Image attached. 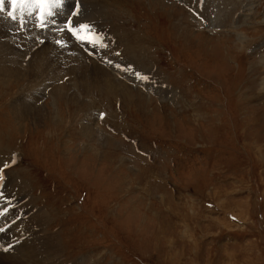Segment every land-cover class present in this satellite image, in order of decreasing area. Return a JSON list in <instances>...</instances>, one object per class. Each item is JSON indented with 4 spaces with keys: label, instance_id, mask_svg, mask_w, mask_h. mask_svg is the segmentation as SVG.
<instances>
[{
    "label": "rangeland",
    "instance_id": "obj_1",
    "mask_svg": "<svg viewBox=\"0 0 264 264\" xmlns=\"http://www.w3.org/2000/svg\"><path fill=\"white\" fill-rule=\"evenodd\" d=\"M22 1L20 17L19 0L0 9V187L27 190L10 195L22 220H0V264H34L13 258L39 248L36 209L60 248L43 264H233L239 248L237 264H264V0H51L81 4L87 26L59 60L28 24L53 8Z\"/></svg>",
    "mask_w": 264,
    "mask_h": 264
},
{
    "label": "bare ground",
    "instance_id": "obj_2",
    "mask_svg": "<svg viewBox=\"0 0 264 264\" xmlns=\"http://www.w3.org/2000/svg\"><path fill=\"white\" fill-rule=\"evenodd\" d=\"M38 1V0H37ZM87 1V3L88 2H92V1H95V0H86ZM23 3V6L21 7V6H17V9L16 10H14L13 11V13L14 12H17L18 14V16L20 17L21 16V14H25L24 12H25V10H24V7L27 5V3L28 2H24V1H22V0H19V2L18 3ZM40 2V1H39ZM18 3H16V4H18ZM31 3V2H30ZM3 4H4V0H2V3L0 4V9L3 11V12H5L6 14H7V9H4L2 6H3ZM32 4V6L36 9V3H31ZM92 4V3H91ZM102 4V3H101ZM11 5H13V3L11 2ZM38 5V4H37ZM46 6H53V10H52V13H49L48 12V10H46L45 9V7H41V13H40V11L39 12H37L36 13V10H35V13H34V15H33V17H31V16H29L30 18V22L28 21V24H31V22L32 23H34V22H36L35 23V26L38 28V30H41V29H43V28H45V30L43 31V33L41 34V35H38V36H35V37H37V39H39L38 37H41V39H39L38 41H36L37 43H40L41 45H43V44H49L51 47H54L55 45H58V48L60 47V49H61V51L59 52V54H56V55H52L51 53L52 52H48L47 54H49V55H51V56H53L54 57V59L55 60H59V59H61V55L63 56V53H61V52H64V56L65 55H67L69 52H70V50L72 49V47H68L69 46V44H67L68 46H65V44L66 43H72L71 41H70V38H68V37H70V35H74L73 33L75 32V33H77V35H79V33H80V30H79V27L80 26H82V22H83V19H82V17H83V15L84 14H82V12H80V13H75V12H72V10L74 9V7H72V5H73V1H71V4L69 5V6H67V8H66V6H64V7H57V8H55L54 7V4L53 5H49V4H45ZM84 6V13H85V15H87L88 14V12L90 11V8L86 5V4H84L83 5ZM14 8V7H13ZM104 8V7H103ZM0 10V11H1ZM12 10V9H11ZM32 10V9H31ZM9 12H11V11H8V13ZM32 12V11H31ZM30 12V13H31ZM104 12H103V9H102V11L100 12V14L102 15ZM4 15V14H3ZM16 15V14H15ZM17 16V17H18ZM18 17V18H19ZM89 17V16H88ZM16 18V17H15ZM17 20V19H16ZM19 20V19H18ZM52 20H55V22L57 21V22H59V23H55V22H53ZM66 20H69V23L67 24L65 21ZM2 21H8V22H10V19H9V16H1L0 15V23L2 22ZM24 21V20H23ZM43 21H45L46 23H48V24H53V25H57L58 26V28H59V30H58V28L57 27H51V28H49L47 25H46V23L45 22H43ZM26 22L27 21H25V22H23V24H26ZM101 23H102V21H100ZM104 22V21H103ZM21 23V22H20ZM106 23V22H105ZM3 25H5L4 23L3 24H0V26H3ZM7 25H10L11 26V23H8ZM22 25V24H21ZM52 25V26H53ZM71 26V28H72V31H69L68 30V26ZM86 25V24H85ZM102 26V25H101ZM100 26V27H101ZM104 26V25H103ZM4 27V26H3ZM8 28V27H7ZM10 28V27H9ZM16 28V27H15ZM18 28V27H17ZM37 30V31H38ZM60 30H62V31H60ZM3 33V32H2ZM56 33H59L60 34V36H58V35H55ZM63 34V35H62ZM111 35V34H110ZM109 35V36H110ZM3 36L4 35H2V38H3ZM68 36V37H67ZM115 42H118V43H120V44H122L123 46H124V48L123 49H125V51L124 52H126L128 55H129V57L130 56H133L132 55V53L128 50V47L130 46L128 43H126V42H124L122 39H121V36L120 37H117L116 38V41ZM16 43V42H15ZM48 45V46H49ZM75 45V44H74ZM10 47V46H9ZM50 47V48H51ZM67 47V48H66ZM51 49H53V48H51ZM67 51V52H66ZM73 52V51H72ZM114 52H116V51H114ZM113 52V53H114ZM71 53V52H70ZM108 53L109 54H111L109 51H108ZM112 53V55H109V56H111V60L114 58V55H115V53L113 54ZM117 53V52H116ZM121 54V53H120ZM11 54L8 52V53H6V55H2L1 54V56L2 57H6V56H10ZM72 55V54H71ZM122 55V54H121ZM75 56H77V55H75ZM13 57V56H12ZM134 58V57H133ZM72 59V58H71ZM6 60V59H5ZM2 61V60H1ZM1 61H0V63H1ZM77 61H79V60H77ZM3 62V61H2ZM9 62V61H8ZM35 62H36V59H35ZM34 62V63H35ZM130 62V61H129ZM141 62V61H140ZM48 62H45L44 64H47ZM90 63V62H89ZM114 63V62H113ZM78 64V65H77ZM81 64H83L82 62H73V61H71V60H67L66 61V64H65V66H66V71L64 70V73H67V74H70L71 75V73L70 72H72V71H74V69L75 68H79L80 66H81ZM3 65V64H2ZM32 65H34V64H31V66ZM92 66V65H91ZM137 66V65H136ZM86 67V66H85ZM85 67H84V69H85ZM125 68V67H124ZM146 68V70H147V72H148V78H145L144 79V82H145V84L146 85H150L151 87H153L154 89V91H156V92H158L160 95H164L165 93H167L168 91H167V89L165 88V84H164V82L162 81V80H160L159 79V77L157 78V76L155 75V72L153 71V69L151 70V68L150 67H145ZM144 68V69H145ZM6 71H9V72H11V73H14V72H16L13 68L12 69H10L9 67H5L4 68ZM38 69V68H37ZM137 73H138V75L140 76V77H143L144 76V73H143V70L144 69H141L139 66H137ZM2 70V69H1ZM0 70V71H1ZM78 70H80V69H78ZM125 70V69H124ZM85 71V70H84ZM103 71V69H95L94 70V77H97L98 78V74L99 73H101ZM126 71H128V70H126ZM126 71H125V73H126ZM83 72V71H82ZM107 72V75L106 76H104V79H106V80H109L110 79V74H109V72L108 71H106ZM124 72V71H123ZM8 73V72H7ZM76 74V73H75ZM5 76H7V75H5ZM142 80V79H141ZM115 83V82H114ZM124 83V82H123ZM106 85L109 87V88H111V86H112V83L111 82H108V83H106ZM125 85V84H124ZM145 85V86H146ZM123 86V85H122ZM84 87V86H83ZM124 87V86H123ZM122 87V88H123ZM71 88V87H70ZM121 88V87H120ZM121 88V89H122ZM83 89H85V88H83ZM110 90V89H109ZM114 91V90H113ZM31 99V98H30ZM75 99V98H74ZM33 100V99H32ZM35 101V100H34ZM28 106V105H27ZM21 107V106H20ZM25 108V107H24ZM28 109H29V106L27 107ZM26 108V109H27ZM23 110V109H22ZM42 110V109H41ZM27 112V111H26ZM40 112V111H39ZM19 113V112H18ZM20 113H22V112H20ZM23 114V113H22ZM26 114V113H25ZM40 116V115H39ZM33 117V116H32ZM47 117V116H46ZM23 119V118H22ZM91 122V121H90ZM87 129H88V131H91L92 130V127H91V125H89L88 127H87ZM93 131V130H92ZM90 134H91V132H90ZM96 134V133H95ZM89 135V134H88ZM93 135H91V137H92ZM95 136V135H94ZM91 137H89V138H91ZM98 137V136H97ZM93 139H94V137H93ZM93 139H91V140H93ZM97 141V140H96ZM101 142V141H100ZM1 175V174H0ZM3 178H5V177H2V178H0V179H3ZM5 182H6V180H5ZM18 182L19 181H16V182H14L13 183V185H12V187H10L9 189H7V187L6 186H4V188H2V187H0V203L1 204H6V206L8 207L7 209H9L8 211H6V212H3V213H1L0 214V220H4V219H6V218H9V221H8V224H7V226L8 225H12V224H18L21 220H22V217H21V219H20V217H14L13 215H15V213H17V211H18V209H19V207H20V204L17 202V204L16 205H18V206H15V207H12L11 205H12V203H14V199L10 196L11 195V192L14 190V188L16 187V188H19L18 187V185L17 186H15L16 185V183L18 184ZM20 185H24L25 187L24 188H22L23 189V193L25 192V191H27L26 190V185H25V183L24 184H22V182H19V186ZM21 188H19V190H21ZM17 191V190H16ZM15 192V191H14ZM16 194H19V193H21V192H15ZM23 199H24V201H25V203L27 204V205H32L33 204V202L32 201H30L29 200V198L27 197V194H26V196L24 197H22ZM29 210V209H28ZM30 211V210H29ZM35 211H41V210H39V209H36V210H34L33 212H32V214H31V216H30V218L27 220L29 223L30 222H32V224H33V230H34V233L36 232V231H38L37 232V235H35V237L33 238V240H32V245H31V247L30 248H34V247H39V248H37V249H30L29 251V256L27 255V258H25V254H24V252L27 250L26 249V245H24V244H21V243H19V244H17L19 247L18 248H20V254L21 253H23L22 254V256H24V257H22V258H19V259H17V258H13L14 260H21V261H27V262H30V263H34V264H43L44 263V261L45 260H52V259H54V256L58 253V251H59V246H58V244L56 243V238L54 237V235L52 234V233H49L48 231H47V229H46V227L45 228H43L44 227V225L46 224V223H44V219L47 217H45V216H43V215H41V213L40 214H38V213H36ZM30 213V212H29ZM45 215V214H44ZM28 223V224H29ZM24 225V224H23ZM13 227L15 228L16 227V225L15 226H12V228H11V232H13L12 230H13ZM17 227H18V225H17ZM26 227V226H25ZM35 227L36 228H38V230H36L35 229ZM20 228V227H19ZM17 229V228H16ZM27 229V228H26ZM26 229L25 230H23V229H21V231H20V234H19V236L21 237L20 239H21V241L23 242L24 241V239L25 238H27L28 236H27V232H25L26 231ZM19 231V230H18ZM28 231V234L29 235H31L32 233L29 231V230H27ZM33 232V231H32ZM18 235V234H17ZM19 236H17V237H19ZM14 238V237H13ZM12 241V240H11ZM13 242V241H12ZM18 243V242H17ZM9 244V243H8ZM11 244V243H10ZM27 244V243H26ZM30 244V243H29ZM21 245V246H20ZM12 246V245H11ZM27 246H28V244H27ZM13 249H14V247H13ZM16 249V248H15ZM13 253H15V251H12ZM18 252V251H17ZM60 252V251H59ZM6 255V254H5ZM12 256V255H11ZM17 256V255H16ZM10 260H11V258H10ZM6 262V261H5ZM4 262V263H5ZM7 262H8V259H7ZM16 264V263H15ZM27 264V263H26Z\"/></svg>",
    "mask_w": 264,
    "mask_h": 264
},
{
    "label": "crops",
    "instance_id": "obj_3",
    "mask_svg": "<svg viewBox=\"0 0 264 264\" xmlns=\"http://www.w3.org/2000/svg\"><path fill=\"white\" fill-rule=\"evenodd\" d=\"M234 245H237L238 247H240L242 244H240L237 240V242L234 244ZM240 252H242V250L239 248L236 252V255H232L231 253L229 254H225V258L226 256L228 255V258H229V262L230 263H233V264H237V261H239L240 259V256H242L241 254H239ZM239 254V255H238ZM238 259V260H237ZM245 261H243L244 264H250L249 262H247V259H246V256H245ZM239 263V262H238ZM242 262L240 264H243Z\"/></svg>",
    "mask_w": 264,
    "mask_h": 264
},
{
    "label": "snow or ice",
    "instance_id": "obj_4",
    "mask_svg": "<svg viewBox=\"0 0 264 264\" xmlns=\"http://www.w3.org/2000/svg\"><path fill=\"white\" fill-rule=\"evenodd\" d=\"M0 3H2V0H0ZM12 3L15 4L16 3V0H12ZM9 15L11 16L12 13L9 12ZM68 30L69 31H72V28H71L70 25L68 26ZM86 30H87V26L86 25H82L81 28H80V32H86ZM73 34L74 35H77V33H75V32ZM78 38L85 39L86 37L85 36H78ZM93 42H95V41H93Z\"/></svg>",
    "mask_w": 264,
    "mask_h": 264
}]
</instances>
